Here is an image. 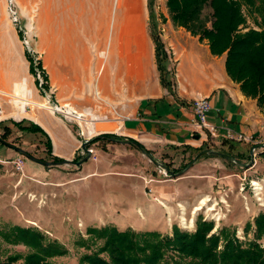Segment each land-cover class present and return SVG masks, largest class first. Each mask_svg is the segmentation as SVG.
Returning a JSON list of instances; mask_svg holds the SVG:
<instances>
[{
	"label": "crops",
	"instance_id": "1",
	"mask_svg": "<svg viewBox=\"0 0 264 264\" xmlns=\"http://www.w3.org/2000/svg\"><path fill=\"white\" fill-rule=\"evenodd\" d=\"M108 8L109 1L104 0L96 10V31L100 39L93 52L101 47L102 51L95 55V61L91 64L93 68L87 63L88 56L92 57L90 47H87L78 68H68L66 72L63 69V47L55 49L57 74L52 81L60 88L58 102L68 113L83 114L91 122L93 133L84 134L79 121L76 124L72 119L56 116L44 105H40L42 108L25 106L19 109L12 104L6 113L3 110L1 127L7 126L12 131L11 136L22 138L24 135L13 127L12 122L24 120V126L30 123L39 126L50 139L51 156L66 162L79 155L85 140L98 134L132 139L157 159L185 151L186 146L191 149H199L203 145L226 149L227 145H223L226 130L251 138L253 145L259 144L255 146L253 164L238 175H231L218 159L202 157L187 174L179 178L164 180L150 173L154 180L148 186L143 184L142 179L150 175L147 167L134 161L128 162V156L124 155L130 153L110 146L108 149L111 152L103 156L99 154L97 162L83 164L88 166L84 169L82 181L98 177L107 182L98 196L104 199L103 203L94 201L92 205L95 207L90 204L95 218L107 215V221L103 217L98 226L100 228L111 225L118 230L155 231L171 236L173 222L188 220L194 225L198 200L202 199L205 203L214 194V189L223 188V184H230L226 185V190L231 191L234 176L238 178L239 190L243 189V181L250 176L251 187L257 184L261 188L255 190L252 187V193L260 201V194L264 197V114L255 101L244 97L239 86L228 78L224 70V55L213 57L207 40H199L198 36L179 27L172 29L167 19L163 25L167 30L162 29L158 36L169 58L167 70L170 71L168 78L172 85L170 90L163 88L156 64L151 69L147 68L148 63H145L148 57L142 58L138 49L134 53L129 51L131 38L126 37L124 30V47H119L115 25L113 32H109ZM160 8H163L162 3ZM89 21L92 27V19ZM125 25L130 30V22ZM148 39L155 59L151 36ZM90 40L93 39L88 38L87 41ZM213 58L219 59L214 63L217 77L213 75ZM92 70L97 73L91 74ZM92 91L96 96L90 98L88 95ZM78 94H82V97H78ZM205 97L209 98L211 104L207 121L217 128L214 136L197 128L190 105L193 99ZM18 156L9 145L0 143L1 170L8 167L5 165L12 167ZM185 156L189 157V152L186 151ZM45 172L36 163H25V176L39 179ZM76 199L81 205L82 196ZM255 211L254 217L259 212L264 213V208L257 207Z\"/></svg>",
	"mask_w": 264,
	"mask_h": 264
},
{
	"label": "rangeland",
	"instance_id": "2",
	"mask_svg": "<svg viewBox=\"0 0 264 264\" xmlns=\"http://www.w3.org/2000/svg\"><path fill=\"white\" fill-rule=\"evenodd\" d=\"M103 1L104 0H45L44 2V0H0V102L2 103L5 113L6 109H9L12 106L11 94L14 93V86L20 83H22L24 87L22 91L24 95L22 97L25 98L26 96L30 101L26 105L29 108L32 106L36 108L40 107V105H44V108L49 112H51L50 108H61L58 102L60 99V88L55 86L52 81L53 76L57 74V53L55 52V49L63 47V69H65V72L68 68L74 70L78 68L79 63L83 62V54L87 52V47L91 48L92 55L91 58L88 56L87 63H89L90 66L91 64L93 65L95 55L102 51L101 47L97 52H93L94 47L97 49L100 39L98 31H96V28L98 27V12H96V10H99ZM107 1H109V32H113V26L115 25L116 39L119 43L117 44L119 47H124L123 27L130 22L131 28L129 30V35L127 36L130 37L131 40L135 37L134 35H136L137 38H135V46L131 41L132 46L129 47V51L134 53L137 51V46H139L141 53H144V55L148 57V62L146 60L145 63L146 65L148 63L147 68L151 69L153 65L156 64V55L154 45V59L152 57V45H150L148 39V37L151 36V25L147 9V0ZM161 3L163 4L162 9L160 8ZM154 12L156 14V24L153 33H162V29L166 31L167 28L163 25L166 23L167 19L173 26L172 29L179 27L174 25L170 19L166 0L155 1ZM242 12L245 16V23L239 26V30L241 32H245L248 29L258 30L256 25L259 20L258 15L249 12L245 7H242ZM211 13L212 11L209 6H205L201 11L200 20L204 21L206 27H210L211 25ZM90 18L93 21L92 27L89 21ZM37 24L38 27L40 25L41 29H38L43 36L41 44L43 46L39 48L40 35L36 30ZM132 27L135 32L141 31V33H138L139 35H137ZM179 28L190 32L184 27ZM194 36H198L199 38V35ZM88 38H92L93 40H90L89 42L87 41ZM161 45V52L166 54L167 57V68L169 58L162 43ZM215 60L219 59L213 58L214 76L218 75V71L214 67ZM31 63L34 66V72L30 71ZM91 68H93V66H91ZM168 72L170 75V71ZM96 73L93 72V70L91 71V74ZM233 83L239 86V84L235 82ZM63 95L66 94L64 93ZM88 96L93 98L96 94L92 91ZM78 97H82V94H78ZM251 100H254L256 103L255 99ZM258 109L260 110L259 107ZM260 112L262 113L261 110ZM51 113L58 116V113ZM70 117L71 116H69L68 119H72L73 122L78 124L79 118ZM78 129L80 133L81 130L79 127ZM230 132L231 137L229 133L226 131L224 132L223 140L230 142L231 145L228 143L226 149L218 147L210 149L226 154L229 152L234 155L238 154L239 151H244L248 152L250 157V151L252 148L259 144H251L252 139L243 135L240 136L249 138L250 140L245 141L243 139H237L239 135L231 130ZM101 135L105 134H98L95 136ZM95 136H90V138ZM122 140H126V138ZM44 141L45 139L38 134H34L31 137L24 135L22 138L10 136L6 141L7 145L5 146L9 145L18 147L35 159L52 163L47 155ZM110 146H113L121 152L125 153L126 151V153H130L129 155H124L128 156L126 157L129 158L128 162L134 161V163L137 162V165H145L148 169L147 173H151L153 176L161 178L158 176L156 170L157 167L151 163L135 145L132 144H123L112 141H100L97 144H89L86 148L87 150L89 148L94 149L95 158H92V155L89 152V161L87 160L83 164H86L87 162H89V164H94L98 161L99 154L103 156L104 153L111 152V150L108 149ZM186 151L189 152V157L185 156ZM255 151L256 147L253 150V157ZM197 153L191 152L190 150H182V152H175L172 156H164V158L162 156L161 158L156 159L170 170H177ZM84 156L85 152L80 149V159ZM151 156L153 155L151 154ZM203 157L218 159L219 162L231 172V175H238L245 169L244 167L232 164L224 158L216 157L214 155H205ZM16 159L22 160V171H16L13 164L12 167L11 165H5L8 167H5L3 170L0 169V180H3V182L0 183V206L2 205L0 207V262H6L7 257L15 256L18 259L12 264H23V257L29 253V249L22 243L13 244V242H10L5 238V235L14 227H21L29 228L41 233L44 237L45 244L55 243L65 249L66 253L64 255L51 258L48 260L49 263L80 264V257L91 251L83 246L91 241V238L88 237L86 231L88 229H99L100 227L98 226L101 224L103 217L105 221H107V215H100L98 216L99 218H95V216H93L94 210L92 208L95 207L92 205L94 201L101 204L103 203L104 199L102 197L99 199V195L103 192V186H106L107 182L101 181L98 177H94L89 181H82V174L85 173L84 169L87 168L88 165L83 166L82 164L77 167L72 161H68L67 163H64L66 162L64 161L56 166L43 167L46 172L39 179L35 176H25V163L27 164L32 161L22 154H19ZM236 161L241 162L239 160ZM248 162L249 161L246 160L241 163L247 164ZM38 166L41 165L38 164ZM150 175L144 176L146 178H142L145 186H148L152 182H148L150 179H153L152 175ZM249 180L250 176L243 181V189L239 190L240 186L238 185V178L234 176L231 191L226 190L227 186L230 184H226L227 186L223 184V188L214 189V194H211L208 200L206 202L204 201L205 203L202 202V199L196 202L195 208L197 207V210L195 212L196 220L194 225L190 224L188 220H186V222L184 221L186 224L178 220L177 222H173L174 224L172 226H177L183 231L192 232L195 230L197 219L201 218L204 221H211L214 223L213 231H218L219 228L222 227H228L231 230H234L235 236L243 245L249 241H253V226L248 232L244 230V227L246 223H253L254 213L256 212L255 209L257 207H260L261 209L264 208V197L260 194V201H257V198L252 193V187ZM226 182H228V179ZM255 185L258 187L257 184ZM149 190L148 192H150ZM223 193H225V195H223ZM79 195L83 198L81 200V205L76 199ZM13 201H17L18 203L15 202L16 204H13ZM258 203L260 206H258ZM16 206H19L18 210ZM10 208H13L12 211H10ZM195 208H193V211ZM33 212H37L39 216L36 217L37 213L34 215ZM15 213H17V215ZM258 243L264 246L263 239L259 240ZM100 245L101 241H98L93 248L95 249Z\"/></svg>",
	"mask_w": 264,
	"mask_h": 264
},
{
	"label": "trees",
	"instance_id": "3",
	"mask_svg": "<svg viewBox=\"0 0 264 264\" xmlns=\"http://www.w3.org/2000/svg\"><path fill=\"white\" fill-rule=\"evenodd\" d=\"M155 1L147 0L150 18L151 38L155 45L156 65L159 72L160 84L163 88H171L169 72L166 68V54L161 52L162 45L157 33H153L156 24L154 12ZM167 10L172 23L184 27L199 39H206L213 56L225 55L224 68L228 77L239 84L240 91L248 98L255 99L257 106L264 113V0H166ZM209 6L212 13L210 27H206L200 20L201 11ZM245 7L249 12L258 15V30H239L245 23L242 12ZM40 67V66H38ZM30 71L34 72L31 63ZM1 123V122H0ZM24 120L12 122V125L23 135H40L45 139L44 144L49 160L63 163L64 160L51 156V142L47 134L37 125L30 123L24 126ZM0 143L7 145V139L12 131L7 126L1 127ZM115 139H125L112 134ZM133 144L138 142L129 139ZM100 141L110 142L102 138H95L89 144ZM225 143V144H224ZM231 145L224 141L223 145ZM207 148L203 145L199 149L184 147L197 153ZM236 160H249L248 152L234 155L227 153ZM80 159L76 156L72 162ZM192 157L177 170L184 168ZM254 240L242 244L235 236V231L228 227L213 231L214 223L198 218L195 230L187 232L172 226L171 236H164L155 231L136 233L132 230L120 231L111 226L99 229H88L90 243L83 246L89 253L80 257V264H264V246L259 240H264V213L259 212L253 223H246L244 230L252 229ZM5 238L13 244L22 243L29 249L23 257V264H51L48 260L55 256L64 255V248L55 243L44 242L41 233L29 228L14 227ZM98 241L101 245L93 248ZM18 258L7 257L6 262L12 264Z\"/></svg>",
	"mask_w": 264,
	"mask_h": 264
},
{
	"label": "water",
	"instance_id": "4",
	"mask_svg": "<svg viewBox=\"0 0 264 264\" xmlns=\"http://www.w3.org/2000/svg\"><path fill=\"white\" fill-rule=\"evenodd\" d=\"M102 137H104L105 139H107L109 141H112V142H120V143H123V144H132V145H135L140 150V152L143 155H145L148 158V160L151 163H153L157 168H162L165 171H167L168 174L170 175V177L172 179L179 178V177H182L185 174H187V172L192 168V166L197 162V160L199 158L205 156V155H214L216 157L224 158L225 160H227L228 162H230L232 164H237L238 166H241V167H244V168H248V167H250L253 164V150L255 149V147L252 148V150L250 151L249 162L247 164H244V163H241V162H237L235 158H233L232 156H230V155H228L226 153L218 152V151H216L214 149L207 148V149H204V150L200 151L199 153H197L192 158V160L184 168L178 170L177 172H172V171L167 170V168L163 164H161L156 158H154L153 156H151V154L149 153V151L145 150L140 144H133L129 139L119 141V140H116L115 138H113L110 135H107V136L101 135V136H95L93 138H90V139L86 140L82 144V148L81 149L85 152V156L83 158H81L80 160H78L77 162H73V164L75 166L79 167L83 163H85L89 159V156H90L89 151L87 150L86 146L89 145V143L93 139H95V138H102ZM10 147L14 151H16L17 153L24 155L30 161L35 162V163L41 165L44 168L45 167L56 166L58 164H61V163H57V162L50 163V162L38 160V159H35V158L31 157L29 154L25 153L23 150H21L18 147H13V146H10ZM64 163H67V162H64Z\"/></svg>",
	"mask_w": 264,
	"mask_h": 264
},
{
	"label": "built area",
	"instance_id": "5",
	"mask_svg": "<svg viewBox=\"0 0 264 264\" xmlns=\"http://www.w3.org/2000/svg\"><path fill=\"white\" fill-rule=\"evenodd\" d=\"M190 105H191L192 110L194 112V115L196 117L195 125L197 126V128H199L201 130H205V131L209 132L210 135L214 136L216 134L217 128L207 121V113L211 109V104H210L209 98H207V97L196 98L191 102ZM50 109H52V108H50ZM65 109L66 108H63V107H61V108L55 107L52 112L56 113V114L58 113L59 116H61L63 119L64 118L66 119V117L68 118V116H67L68 114H66ZM3 114H4L3 113V106H2V103L0 102V121H2V119H3ZM226 132L229 133L230 137H231L230 130H226ZM238 138L243 139L245 141L250 140L249 138H246L243 136L241 137L240 135L237 137V139ZM88 150H89L90 154L92 155V158H95L94 149L89 148ZM22 164H23V162L21 159H15L13 162V165L15 166L16 171H22ZM156 170H157L158 176H160L162 179L168 180L171 178L170 175L168 174V172L165 171L164 169L156 168ZM153 180L154 179H150L148 182H151ZM252 187H253V189H255L254 186H252Z\"/></svg>",
	"mask_w": 264,
	"mask_h": 264
},
{
	"label": "bare ground",
	"instance_id": "6",
	"mask_svg": "<svg viewBox=\"0 0 264 264\" xmlns=\"http://www.w3.org/2000/svg\"><path fill=\"white\" fill-rule=\"evenodd\" d=\"M44 2H45V0H44ZM128 25V24H127ZM130 28H131V23H130V26H129ZM38 28H40L41 29V27H40V25H39V27H38V24H37V26H36V30H37V33L39 32V35H40V37H39V45H38V48L39 47H41V46H43V45H41L42 44V39H43V36L40 34V30L38 29ZM133 28V27H132ZM43 30H44V28H43ZM124 31H125V34H126V37H127V35H129V29L127 28V26L125 25V27H124ZM133 31H134V28H133ZM44 32V31H43ZM135 32V31H134ZM137 35H139L138 33H141V31L139 32V31H136L135 32ZM42 34H44V33H42ZM135 37L134 38H132V42H133V44H134V46H135V38H137V36L136 35H134ZM126 46H127V44H126ZM137 49L140 51V55H141V57L142 58H145V55H144V53H141V49L139 48V46H137ZM15 88H14V93H12L11 94V96H12V100H11V103L14 105V106H17L19 109H23L30 101L26 98V96H25V98H23L22 96L24 95L23 94V84L22 83H20V84H16V86H14ZM26 87V86H25ZM32 104V103H31ZM48 108V107H47ZM54 110V108H52L51 109V112ZM20 111H22V110H20ZM70 113V112H69ZM69 113L66 111V114H68L67 116H69ZM74 113V112H73ZM71 114L70 113V116L71 117H78L79 119V123H80V127L82 128V131H83V133L84 134H86V135H88V134H92L93 133V130H92V124H91V122L87 119V118H85L84 117V115L83 114H81V115H78V114ZM67 118V117H66ZM77 120V119H76ZM252 186H254L255 187V190H261V188L260 187H256V185L254 184V185H252ZM17 188V187H16ZM15 188V189H16ZM17 190V189H16ZM9 195V194H8ZM13 197V196H12ZM8 199V198H7ZM2 200H4V199H2ZM4 202V201H3ZM15 202H17V201H15ZM14 201H13V204L15 203ZM9 203H10V201H9ZM9 203H8V206H9ZM18 203V202H17ZM4 204H5V202H4ZM16 204V203H15ZM2 206V205H1ZM0 206V207H1ZM8 206H6V207H8ZM13 206V205H12ZM15 206V205H14ZM5 207V206H4ZM17 207V206H16ZM22 207V206H21ZM18 208H19V206L17 207V210H18ZM9 209V208H8ZM13 209V208H12ZM12 209L10 208V211H12ZM16 209V208H15ZM24 209V208H23ZM1 210V209H0ZM2 210H3V208H2ZM14 211V210H13ZM26 212V211H25ZM11 213H14V212H11ZM11 213H9V214H11ZM30 213V212H29ZM34 213V212H33ZM35 213H37V212H35ZM35 213H34V215H35ZM3 214V213H2ZM16 215H17V213H15ZM22 214V213H21ZM42 215V214H41ZM40 215V216H41ZM7 216V215H6ZM37 216H39V214L37 213V215H36V217ZM43 216V215H42ZM42 216H41V218H42ZM11 217V216H10ZM21 217V216H20ZM18 218V217H17ZM10 220H13V219H10Z\"/></svg>",
	"mask_w": 264,
	"mask_h": 264
}]
</instances>
